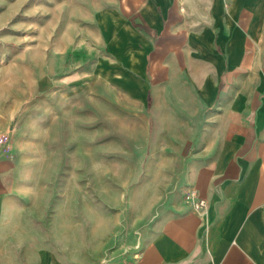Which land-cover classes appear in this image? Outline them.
Segmentation results:
<instances>
[{
    "label": "crops",
    "instance_id": "crops-1",
    "mask_svg": "<svg viewBox=\"0 0 264 264\" xmlns=\"http://www.w3.org/2000/svg\"><path fill=\"white\" fill-rule=\"evenodd\" d=\"M95 20L103 53L94 83L151 105L155 148L187 150L156 160L172 165L163 176L171 188L129 260L264 264V0H114ZM7 155L0 264L21 260L19 235L6 231L16 228L5 220L16 182ZM187 189L202 208L185 201Z\"/></svg>",
    "mask_w": 264,
    "mask_h": 264
},
{
    "label": "rangeland",
    "instance_id": "rangeland-1",
    "mask_svg": "<svg viewBox=\"0 0 264 264\" xmlns=\"http://www.w3.org/2000/svg\"><path fill=\"white\" fill-rule=\"evenodd\" d=\"M112 2L0 0V155L16 177L5 220L21 253L5 264L130 261L171 188L156 160L187 151L155 148L151 105L94 83L95 15Z\"/></svg>",
    "mask_w": 264,
    "mask_h": 264
},
{
    "label": "built area",
    "instance_id": "built-area-1",
    "mask_svg": "<svg viewBox=\"0 0 264 264\" xmlns=\"http://www.w3.org/2000/svg\"><path fill=\"white\" fill-rule=\"evenodd\" d=\"M184 198L187 203L191 204L197 209L202 208L205 205V200L194 189H187L184 193ZM139 258L140 253H134L133 258L128 262V264H138Z\"/></svg>",
    "mask_w": 264,
    "mask_h": 264
}]
</instances>
